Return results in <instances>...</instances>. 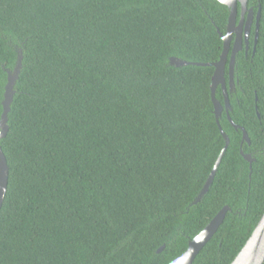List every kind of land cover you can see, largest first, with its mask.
<instances>
[{
    "label": "trees",
    "instance_id": "obj_1",
    "mask_svg": "<svg viewBox=\"0 0 264 264\" xmlns=\"http://www.w3.org/2000/svg\"><path fill=\"white\" fill-rule=\"evenodd\" d=\"M247 6H260L258 36L235 55L228 115L250 143L224 108L229 144L193 203L224 146L214 68L171 59L216 62L228 7L0 0V114L21 55L0 139V264H168L224 206L192 264L231 263L264 212V0ZM215 98L223 104L220 85Z\"/></svg>",
    "mask_w": 264,
    "mask_h": 264
},
{
    "label": "water",
    "instance_id": "obj_2",
    "mask_svg": "<svg viewBox=\"0 0 264 264\" xmlns=\"http://www.w3.org/2000/svg\"><path fill=\"white\" fill-rule=\"evenodd\" d=\"M217 1L226 5L229 9L225 34L219 32V36L222 39V52L219 56V59L213 63L188 62L182 60L176 61L175 59H171V61H173L176 64V66L194 64V65H208V66H213L214 68L210 81V95L213 104V112L215 115V119L218 124V127L220 128V133L224 138V146L221 149L203 188L200 190L197 198L193 201V203L197 202L207 191L208 186L212 182L217 166L220 163L221 157L224 154L227 145L229 144V138L226 135V133L223 132L218 122V118L221 115V112L224 108L228 120L230 121L232 126L235 129H240L242 131V141H245L248 144L250 143L244 128L235 124L228 115V110L230 108L228 101V92H230L232 83H234L233 65L235 61V55L239 50H241L243 43L247 45L248 42L250 23L251 20L253 19V9L247 7L248 0H217ZM245 12L247 13V16H245ZM254 17H255L254 42L256 43L258 30H259L260 6H258V9L256 10ZM243 31H244V35H243ZM228 54H229V59H228L227 70L229 74V79L226 82L224 73H225V66L227 64ZM20 66H21V55L19 52L17 57V62L13 71L7 72V82L4 87L3 99L1 101L2 112L0 114V139L6 135L8 130L7 114L10 110V105L13 99L14 84L18 77ZM226 83L228 84L229 88H227ZM218 85H220L222 88V92L224 96L223 104L218 99L215 98V90ZM241 154L243 158L249 162V166H251V162L254 159L250 156V154L243 153L242 151ZM8 177H9V167L7 165V161L3 153V150L0 146V208L7 190ZM228 209L229 208L227 206L222 207L215 214V216L205 225V227L188 241L187 247L183 251V253L178 257L174 258L168 264H192L194 257L205 245V243L211 238L213 233L216 231ZM163 247H164L163 245L160 246L157 249V252L161 251ZM263 262H264V212L260 217V219L258 220L257 224L255 225L250 236L247 238L244 245L239 250V252L234 257V259L231 261L230 264H263Z\"/></svg>",
    "mask_w": 264,
    "mask_h": 264
},
{
    "label": "flooded vegetation",
    "instance_id": "obj_3",
    "mask_svg": "<svg viewBox=\"0 0 264 264\" xmlns=\"http://www.w3.org/2000/svg\"><path fill=\"white\" fill-rule=\"evenodd\" d=\"M248 7V6H247ZM245 16H247V13L245 12ZM255 13L253 12V19L251 20V23H250V31H249V35H248V39H249V37H250V34H251V32H252V30H254V28H255ZM260 18V17H259ZM237 19H238V17H237ZM244 30V29H243ZM254 33H255V31H254ZM243 35H244V31H243ZM248 42H249V40H248ZM248 42H247V45H245L244 43H243V46H244V49H245V52H247V50H248V48H249V45H248ZM243 46H242V48H243ZM242 48H241V50H242ZM240 51V50H239ZM238 51V52H239ZM237 52V53H238ZM236 53V54H237ZM228 59H229V54H228V57H227V64H226V66H225V71H226V67L228 66ZM226 73V72H225ZM224 73V74H225ZM226 77H227V79H226V82L228 81V79H229V74H228V70H227V73H226ZM233 81H234V83H232V87H231V89H230V92H232V93H234V92H236V85H237V83H238V81H237V79L235 78V76H234V69H233ZM226 86H227V88H229L228 87V84L226 83ZM230 92H228V94L230 93Z\"/></svg>",
    "mask_w": 264,
    "mask_h": 264
}]
</instances>
